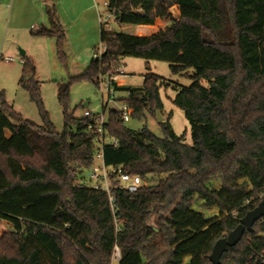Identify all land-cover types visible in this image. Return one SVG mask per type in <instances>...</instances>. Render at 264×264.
Listing matches in <instances>:
<instances>
[{
  "label": "trees",
  "instance_id": "obj_1",
  "mask_svg": "<svg viewBox=\"0 0 264 264\" xmlns=\"http://www.w3.org/2000/svg\"><path fill=\"white\" fill-rule=\"evenodd\" d=\"M106 1L121 27L170 23L148 36L101 28L102 60L92 58L58 90L61 132L43 105L36 66L24 55L19 85L43 124L23 118L0 92V222L9 225L0 237V264H114L116 246V264H213L215 242L264 203V0ZM46 16L48 25L32 34L55 37L63 57L66 38L55 4ZM122 56L168 61L174 74L194 69L192 84L173 100L190 122L193 143L185 144L168 121L160 122L159 137L112 112L106 126L118 144L104 146L105 163L124 164L150 181L135 193L115 189L114 213L107 193L84 181L96 150L94 118L75 116L68 100L73 81L96 85L100 71ZM162 84L168 86L149 71L141 89H128L133 119L147 112L158 118ZM215 181L220 189L210 187ZM200 201L219 214L194 209ZM260 233L258 220L219 264H264Z\"/></svg>",
  "mask_w": 264,
  "mask_h": 264
},
{
  "label": "rangeland",
  "instance_id": "obj_2",
  "mask_svg": "<svg viewBox=\"0 0 264 264\" xmlns=\"http://www.w3.org/2000/svg\"><path fill=\"white\" fill-rule=\"evenodd\" d=\"M81 1V0H79ZM105 0H92L91 3L97 15L98 20V35L94 37V42L91 47H87V37L82 36L78 30H71L65 28L63 22L66 20V12L64 8L60 9L59 19L65 32V44L63 47L64 56L60 57L57 51L56 38L47 36H36L32 31H13L9 30L7 33L4 30L3 19H0V92H3L6 101L14 110L22 115L23 118L29 119L38 125L43 124L41 114L37 104L31 100L29 93L19 85V78L21 76L22 51L29 50L34 55L36 66V77L41 83V97L43 105L47 110L52 123L57 132H61L64 126L63 107L58 100V90L64 84L71 81L75 76L84 72L90 65L93 54L100 46V14H108L105 6ZM58 0L55 1V4ZM86 3V2H85ZM81 2L79 3V5ZM80 8V7H79ZM80 10V9H79ZM170 12L173 16L179 17L180 11L177 5L170 7ZM111 22L107 25L108 28L114 30H121L128 34H138V27L131 26L129 28H121L115 21V17L111 16ZM170 21L158 20L154 27L150 30L157 32L159 29L166 27ZM46 25L48 21L46 18ZM42 26V25H41ZM39 26V28L41 27ZM38 28V29H39ZM143 35H150L152 32L143 29ZM6 34H5V33ZM16 42V43H12ZM6 46L12 45L11 48L15 51L17 56L11 52L2 50L3 44ZM28 55V54H25ZM10 56L11 60H5L4 57ZM119 64L124 68L126 75L119 78L120 87L126 89H141L143 86L144 75L151 71L162 78L165 84L159 87L160 98L163 104L160 115L162 120L150 115L148 112L141 119H131L126 125L138 129L146 125L154 134L159 137L163 136L162 126L160 122L168 121L170 129L173 133L182 137V140L187 145H192V129L189 120L186 118L184 111L173 103L177 93L183 87H189L193 80L194 69L174 74L171 71V63L161 60H146L133 56H122L119 59ZM203 85L207 86V81H203ZM69 109L73 111L75 116L82 117L85 109L97 112L99 110V96L97 88L94 83L86 80H75L72 83L69 94ZM88 106L85 107V104ZM170 115V118H169ZM87 178L84 180L88 183ZM157 179H153L151 183H155ZM211 188L220 189L221 182L215 181L210 184ZM202 201L193 206L194 209L201 211L205 216H216L219 214V209L216 207L205 209L201 206ZM9 228L5 221L0 222V237ZM116 264V260L114 261Z\"/></svg>",
  "mask_w": 264,
  "mask_h": 264
},
{
  "label": "built area",
  "instance_id": "obj_3",
  "mask_svg": "<svg viewBox=\"0 0 264 264\" xmlns=\"http://www.w3.org/2000/svg\"><path fill=\"white\" fill-rule=\"evenodd\" d=\"M106 14H100L101 28L106 30H112L107 27L110 24L113 12L109 9V4L105 0ZM106 52V45L100 43V46L96 48L93 58L96 60H102L104 53ZM5 60H11L10 57H4ZM107 65H104L106 68ZM124 68L118 64L116 67L109 69H103L97 76L96 88L99 96V110L97 112L85 109L82 118L93 117L94 122L89 123V129L94 134V142L96 150L94 153L93 163L89 169L88 185L104 190L108 195V200L112 209V212L116 211L114 190L119 189L130 193H135L140 188L148 186L150 181L143 179L139 175H133L125 171L124 164L108 165L104 160V146L106 144H118V140L113 137L107 130V122L109 115L115 113L118 120L127 124L133 119L134 108L129 104L128 100L131 96V92L126 89H122L119 84V78L126 75ZM260 224L264 225V218L259 219ZM120 259V250L116 246L113 253V260Z\"/></svg>",
  "mask_w": 264,
  "mask_h": 264
},
{
  "label": "crops",
  "instance_id": "obj_4",
  "mask_svg": "<svg viewBox=\"0 0 264 264\" xmlns=\"http://www.w3.org/2000/svg\"><path fill=\"white\" fill-rule=\"evenodd\" d=\"M91 1L92 0H58V3L55 4L53 0H0V19H3L2 21L5 25L4 30L6 33L9 30L28 31L38 29L41 25L47 26L46 8L47 6L55 4L58 16L59 12H61L60 9L63 10L62 7L67 13V21L63 22L64 27L70 28L71 30L73 29L75 31L78 30V32H80L82 36L87 37L86 43L83 44L87 47H91L94 42V37H96L99 32L97 15ZM80 2L81 4L79 5ZM125 27L129 28L131 27V25L122 26L121 28ZM135 27H138V34L135 35L146 36L142 34L144 31L143 29L151 31L150 29L154 26ZM11 46L12 45L6 46L4 43L2 50L11 52L12 54H14V56H17ZM25 54H28L27 56H29L35 64L34 55L30 53L29 50L22 51V58L20 60V63L23 64V57ZM1 55L4 56L2 53Z\"/></svg>",
  "mask_w": 264,
  "mask_h": 264
},
{
  "label": "water",
  "instance_id": "obj_5",
  "mask_svg": "<svg viewBox=\"0 0 264 264\" xmlns=\"http://www.w3.org/2000/svg\"><path fill=\"white\" fill-rule=\"evenodd\" d=\"M54 2L56 0H53ZM88 106V103L85 104V107ZM159 120H162V116L159 114ZM261 218H264V203L261 202L254 209L249 211L241 220L238 226L233 230L228 231L227 235L219 238L212 249V252L209 256L210 261L213 264H219L220 259L224 252L228 250L229 247L236 246L241 240L244 232L246 230L253 231L254 224ZM258 236L264 237V233H260Z\"/></svg>",
  "mask_w": 264,
  "mask_h": 264
}]
</instances>
